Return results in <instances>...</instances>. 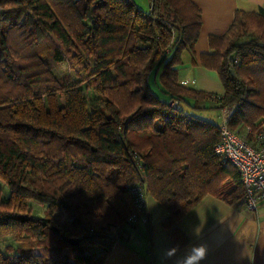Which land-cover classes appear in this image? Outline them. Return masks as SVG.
I'll return each mask as SVG.
<instances>
[{"label":"trees","instance_id":"1","mask_svg":"<svg viewBox=\"0 0 264 264\" xmlns=\"http://www.w3.org/2000/svg\"><path fill=\"white\" fill-rule=\"evenodd\" d=\"M200 25L191 0H149L147 15L132 0H0V180L11 187L0 199V239L19 244L0 264H103L109 229L135 212L132 184L167 210L170 249L184 246L175 224L205 194L242 205L238 171L213 153L219 126L181 106L235 107L227 126L252 141L264 124V10L236 11L209 37L200 63L217 71L221 96L177 80L179 52ZM61 46L87 77L53 71L66 61ZM159 67L168 102L147 84ZM83 83L97 95L90 112ZM32 199L45 203L42 216L29 212Z\"/></svg>","mask_w":264,"mask_h":264},{"label":"crops","instance_id":"2","mask_svg":"<svg viewBox=\"0 0 264 264\" xmlns=\"http://www.w3.org/2000/svg\"><path fill=\"white\" fill-rule=\"evenodd\" d=\"M191 2L200 10L201 25L192 48H183L179 52L180 62L175 66L177 80L186 87L221 96L224 87L217 71L203 67L200 56L212 52L209 37L225 33L236 11L257 13L264 10V0ZM160 72L161 67L150 75L147 84L156 97L168 102L169 96L163 92L159 81ZM154 87L165 98L154 93ZM176 104V101L171 102L173 106ZM200 108L214 110L207 111L206 117L209 118L204 120L217 126L222 123L223 110L217 109L215 102L205 100L200 103ZM234 109L226 108L228 117ZM230 181L229 178L225 180L229 185ZM167 215V210L160 202L146 195L141 220L109 229L115 240L103 264H173L188 249L200 244L206 245L208 249L202 264H264V199L259 201L254 210H247L242 205H229L213 194H205L176 222L175 227L186 242L171 259L165 253L170 250L173 239L169 228L161 224Z\"/></svg>","mask_w":264,"mask_h":264},{"label":"built area","instance_id":"3","mask_svg":"<svg viewBox=\"0 0 264 264\" xmlns=\"http://www.w3.org/2000/svg\"><path fill=\"white\" fill-rule=\"evenodd\" d=\"M238 60L232 59L233 63ZM223 110L224 119L219 125V139L213 147V153L227 160L239 173L243 188L242 206L247 210H254L259 201L264 199V124L253 133L251 142L235 133L227 126L228 115ZM135 212L128 217L127 222L135 224L143 218L145 210L144 190L132 184L129 187Z\"/></svg>","mask_w":264,"mask_h":264},{"label":"rangeland","instance_id":"4","mask_svg":"<svg viewBox=\"0 0 264 264\" xmlns=\"http://www.w3.org/2000/svg\"><path fill=\"white\" fill-rule=\"evenodd\" d=\"M132 1L136 4V6L142 11V13L144 15H147L149 13V0H132ZM35 32H36L37 39L41 38L42 35H41L40 31L38 29H36ZM246 40H248V38L242 37L240 41H246ZM61 48H62V50H63V52L65 54V60L66 61L63 62L60 65H54L53 66V71L56 74H61L63 72H69V73L73 74L74 72L76 73L77 70H79V72L81 71L82 74L87 77V75L90 72V69L88 71H86L84 69V66L77 65L71 60V54L73 53L72 50L70 52H68V50L65 47L61 46ZM72 65H73V67H72ZM82 88L84 89V95H85L86 100L88 102V110L90 112L91 111V107L94 105L93 102L97 98V95L94 92L92 87L86 88V83L82 84ZM154 93H156L161 98L164 97L162 95V93L159 92V90H157L156 88L154 90ZM181 107L183 108L185 106H181ZM209 110L210 111L211 110L214 111L213 109H210V108H203V109L202 108L193 109V108H186V107L184 108L185 114L193 115V116H196V117H199V118H203V119L209 118V117H206L207 111H209ZM10 191H11V187L8 184H6L4 181L0 180V199L1 200L5 199L9 195ZM29 203H30L29 212L33 216H42L43 215V212H44V209H45V203L39 202L36 199L29 200ZM56 215H57V217L60 216V220L62 222L68 221L69 218H70L69 214H60L59 210L56 212ZM34 231L37 233L38 230L35 229ZM7 245H11L13 250L12 251H8L6 249ZM18 245L19 244L17 242H15L11 236H6V237L0 239V253L3 256L11 257L12 255H14L15 249H16V247ZM98 250H99V247H95V248H89L88 247V248L84 249V252L85 253H91V254L94 255V254H96V252ZM65 251L68 254L69 258H71L73 256V253L70 252L68 249H66Z\"/></svg>","mask_w":264,"mask_h":264},{"label":"clouds","instance_id":"5","mask_svg":"<svg viewBox=\"0 0 264 264\" xmlns=\"http://www.w3.org/2000/svg\"><path fill=\"white\" fill-rule=\"evenodd\" d=\"M176 249H170L165 253L168 259H171L176 254ZM207 246L204 244L195 245L188 249V251L173 264H202L207 257Z\"/></svg>","mask_w":264,"mask_h":264},{"label":"water","instance_id":"6","mask_svg":"<svg viewBox=\"0 0 264 264\" xmlns=\"http://www.w3.org/2000/svg\"><path fill=\"white\" fill-rule=\"evenodd\" d=\"M68 241L72 245H77L79 242L77 238H70V239H68Z\"/></svg>","mask_w":264,"mask_h":264}]
</instances>
